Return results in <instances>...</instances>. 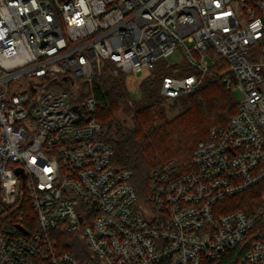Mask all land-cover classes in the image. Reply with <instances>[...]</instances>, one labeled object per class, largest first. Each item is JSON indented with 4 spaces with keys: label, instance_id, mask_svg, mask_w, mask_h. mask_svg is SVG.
Masks as SVG:
<instances>
[{
    "label": "built area",
    "instance_id": "built-area-1",
    "mask_svg": "<svg viewBox=\"0 0 264 264\" xmlns=\"http://www.w3.org/2000/svg\"><path fill=\"white\" fill-rule=\"evenodd\" d=\"M176 49L196 74L164 77L163 97L197 90L213 51L240 98L188 171L152 167L140 196L82 84L104 71L138 84ZM258 185L264 200V0H0V264H213L243 243L236 264H264V202L224 211Z\"/></svg>",
    "mask_w": 264,
    "mask_h": 264
},
{
    "label": "trees",
    "instance_id": "trees-1",
    "mask_svg": "<svg viewBox=\"0 0 264 264\" xmlns=\"http://www.w3.org/2000/svg\"><path fill=\"white\" fill-rule=\"evenodd\" d=\"M207 54L210 65L199 88L175 99L163 97L160 85L164 77L196 74L185 61L179 65L157 63L137 84L139 101L131 99L128 81L122 74L114 76L104 71L94 78L90 89L82 84L84 94L95 99L93 117L101 126L100 139L114 152L112 165L131 171L130 183L140 196L146 191L147 175L152 167L174 160L181 172L188 171L191 151L197 142L206 139L211 129L226 125L236 113L234 93L221 83L226 64L211 51ZM169 101H172L169 110L177 111L170 118L165 107ZM262 191L258 185L227 199L224 211L252 212L264 202ZM263 226L259 220L255 231ZM60 236L59 249L82 261L84 250L78 237L68 233ZM246 250L247 244L243 243L213 264H236Z\"/></svg>",
    "mask_w": 264,
    "mask_h": 264
},
{
    "label": "rangeland",
    "instance_id": "rangeland-1",
    "mask_svg": "<svg viewBox=\"0 0 264 264\" xmlns=\"http://www.w3.org/2000/svg\"><path fill=\"white\" fill-rule=\"evenodd\" d=\"M211 53H213V51H211ZM209 58H210V54H207V61H208L209 65H210V59ZM184 61L185 60L183 59V56H182L180 50L176 49L175 52H173L167 58L159 59L156 62V64L157 63H167L168 65H179V64H181ZM126 80L128 81V84H129V92H130L131 99L133 101H139L140 92H139V89H138L137 82L135 81V79L131 75H127L126 76ZM234 96H235L236 100H238L240 98V95H239L238 92H234ZM171 103H172V101H169L168 103L165 102V107L168 109L167 116L169 118L174 116L177 113L176 110H172V111L169 110V105ZM120 117H122V115H120Z\"/></svg>",
    "mask_w": 264,
    "mask_h": 264
},
{
    "label": "water",
    "instance_id": "water-1",
    "mask_svg": "<svg viewBox=\"0 0 264 264\" xmlns=\"http://www.w3.org/2000/svg\"><path fill=\"white\" fill-rule=\"evenodd\" d=\"M73 109L77 111V109H76L75 107H74ZM77 113H78V117H77V119L75 120L76 122L79 120V115H80V112H79V111H77ZM19 173H21V172L18 171L17 174H19ZM17 228L21 230V228H20L19 226H17ZM22 231H23V230H22ZM23 233L26 234V232H23Z\"/></svg>",
    "mask_w": 264,
    "mask_h": 264
}]
</instances>
